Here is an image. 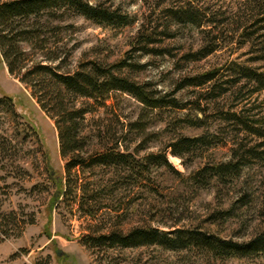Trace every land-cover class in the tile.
I'll list each match as a JSON object with an SVG mask.
<instances>
[{"label": "rangeland", "instance_id": "obj_1", "mask_svg": "<svg viewBox=\"0 0 264 264\" xmlns=\"http://www.w3.org/2000/svg\"><path fill=\"white\" fill-rule=\"evenodd\" d=\"M91 2L133 22L100 27L67 8L56 18L44 12L41 31L50 45L58 41L73 67L124 63L122 77L178 104L151 109L113 93L111 108L88 115L82 155L104 153L118 137L115 150L133 157L130 167L89 168L86 160L68 177L53 121L0 59V99L9 96L13 105H0V213L34 218L22 233L9 225L0 264H264V254L227 257L195 245L95 251L83 245L90 231L136 226L198 230L239 243L264 232V88L255 79L264 75V0ZM99 129L101 146L93 138ZM196 137L209 145L182 150L181 158L167 148ZM220 165L229 168L224 177L213 170L198 176ZM68 179L66 197L59 189ZM76 180L87 185L83 202Z\"/></svg>", "mask_w": 264, "mask_h": 264}, {"label": "trees", "instance_id": "obj_2", "mask_svg": "<svg viewBox=\"0 0 264 264\" xmlns=\"http://www.w3.org/2000/svg\"><path fill=\"white\" fill-rule=\"evenodd\" d=\"M67 8L76 14L93 21L100 27L120 28L133 22L128 15L119 10H111L93 4L91 0H0V59L7 67L8 73L17 78L30 91L40 109L53 121L60 144V155L67 160L65 171L68 174L89 161L88 167L95 166H129L132 156L116 152L121 140L114 138L113 147L106 152H94L91 157L84 158L82 129L88 115L102 109L111 108L112 95L122 92L134 97L141 104L151 108L177 106L174 98L166 96L155 99L143 87L120 75L124 63L117 65L100 64L98 62L80 63L73 67L70 55L61 53L58 41L51 46L49 39L42 35L40 18L44 12L56 18L58 11ZM58 28V27H55ZM211 76V75H210ZM212 77H210V80ZM256 82L264 88V75L255 77ZM254 79V80H255ZM12 105V98L4 96L0 105ZM120 122L119 116L114 114ZM93 138L99 146L104 140V133L99 129ZM206 137L183 138L175 141L167 148L173 156L182 157V150H195L208 146ZM102 148H106L103 145ZM148 161H159L158 156H149ZM165 160V158H164ZM225 166L208 169L203 168L198 176L213 173L224 177ZM79 180V175H76ZM75 181V189L82 193L80 202L87 197V185ZM59 193L64 196L71 194V182L68 179L65 190L60 185ZM82 200V201H81ZM87 214L91 215L89 211ZM34 218L26 221L18 219L14 212L0 213V240L8 239L10 224L17 226L20 233L27 224H33ZM83 245L89 251L102 249H136L146 246H160L166 249L197 246L215 255L246 258L264 254V232L247 242H233L208 235L198 230L174 229L162 231L153 227L136 226L124 232L110 229L107 232L90 231L83 239ZM36 264H42L37 262ZM43 264H48L46 261Z\"/></svg>", "mask_w": 264, "mask_h": 264}, {"label": "water", "instance_id": "obj_3", "mask_svg": "<svg viewBox=\"0 0 264 264\" xmlns=\"http://www.w3.org/2000/svg\"><path fill=\"white\" fill-rule=\"evenodd\" d=\"M56 255L59 257V256H61V255H63V252L61 251V250H56Z\"/></svg>", "mask_w": 264, "mask_h": 264}]
</instances>
